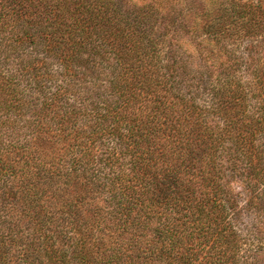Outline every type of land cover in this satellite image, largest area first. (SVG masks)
<instances>
[{
    "label": "trees",
    "instance_id": "trees-1",
    "mask_svg": "<svg viewBox=\"0 0 264 264\" xmlns=\"http://www.w3.org/2000/svg\"><path fill=\"white\" fill-rule=\"evenodd\" d=\"M262 24L264 0H0V264H264Z\"/></svg>",
    "mask_w": 264,
    "mask_h": 264
},
{
    "label": "rangeland",
    "instance_id": "rangeland-1",
    "mask_svg": "<svg viewBox=\"0 0 264 264\" xmlns=\"http://www.w3.org/2000/svg\"><path fill=\"white\" fill-rule=\"evenodd\" d=\"M259 0H248V2H250L251 4L257 3ZM261 32L260 35H258L256 38L253 39L252 43H253V47H252V51L255 57H262V62L259 65L260 70H262L264 72V24L261 25ZM246 44H242V46H240L238 48V50H242L244 51V47Z\"/></svg>",
    "mask_w": 264,
    "mask_h": 264
}]
</instances>
